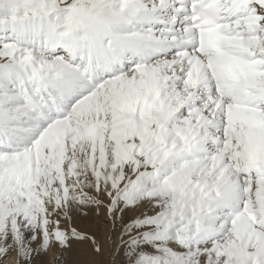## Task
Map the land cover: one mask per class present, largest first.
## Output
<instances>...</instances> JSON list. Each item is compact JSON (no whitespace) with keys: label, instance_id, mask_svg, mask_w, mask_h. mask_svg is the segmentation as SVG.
<instances>
[{"label":"snow or ice","instance_id":"obj_1","mask_svg":"<svg viewBox=\"0 0 264 264\" xmlns=\"http://www.w3.org/2000/svg\"><path fill=\"white\" fill-rule=\"evenodd\" d=\"M105 205L127 264H264V0H0V264Z\"/></svg>","mask_w":264,"mask_h":264},{"label":"rangeland","instance_id":"obj_2","mask_svg":"<svg viewBox=\"0 0 264 264\" xmlns=\"http://www.w3.org/2000/svg\"><path fill=\"white\" fill-rule=\"evenodd\" d=\"M94 194V190H87ZM144 206L135 209L125 210L123 221L112 223L111 212L108 211L107 205L101 208L93 207L91 210L75 209L70 218L61 216V228L70 230L76 229L88 236L86 241L71 242V247L63 252L53 247L46 254L36 252L33 258H21L17 250L9 254V258L3 261V264H127L129 257L126 249L121 246V231L124 223L133 220L145 211ZM148 214H152L151 209H147ZM24 240L28 247L39 249L42 240L39 238L32 240L33 233L22 229ZM97 251L94 249H100ZM13 260H16L13 262ZM13 262V263H11Z\"/></svg>","mask_w":264,"mask_h":264},{"label":"bare ground","instance_id":"obj_3","mask_svg":"<svg viewBox=\"0 0 264 264\" xmlns=\"http://www.w3.org/2000/svg\"><path fill=\"white\" fill-rule=\"evenodd\" d=\"M16 260H13V262H15ZM13 262H11V263H13ZM10 264V263H9Z\"/></svg>","mask_w":264,"mask_h":264}]
</instances>
